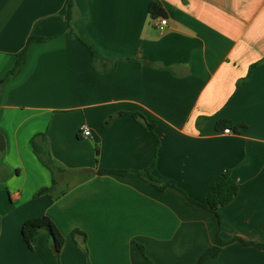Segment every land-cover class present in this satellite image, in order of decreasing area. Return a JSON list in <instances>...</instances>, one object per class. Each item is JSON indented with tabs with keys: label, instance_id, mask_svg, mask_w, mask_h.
<instances>
[{
	"label": "crops",
	"instance_id": "1",
	"mask_svg": "<svg viewBox=\"0 0 264 264\" xmlns=\"http://www.w3.org/2000/svg\"><path fill=\"white\" fill-rule=\"evenodd\" d=\"M68 1L0 0V79L31 35L46 39L0 89V264H198L217 235L264 244V64L241 83L264 59V0H73V34ZM222 119L245 127L225 134ZM153 157L164 191L132 173ZM225 172L238 193L215 215L200 205ZM42 216L64 239L58 257L45 232L33 250L22 238ZM204 264H264V252L233 242Z\"/></svg>",
	"mask_w": 264,
	"mask_h": 264
},
{
	"label": "trees",
	"instance_id": "2",
	"mask_svg": "<svg viewBox=\"0 0 264 264\" xmlns=\"http://www.w3.org/2000/svg\"><path fill=\"white\" fill-rule=\"evenodd\" d=\"M73 9H74V2L73 0H69L66 7V19L68 21L67 31L71 32L72 34H73V29L70 26L69 22L72 18ZM148 14L153 20L157 18H165L167 16L162 6L155 2H152L149 5ZM45 40L46 39L44 38L35 37L32 35L28 38L25 47L22 49V51L19 54L16 55L13 68L0 79V89L3 87L5 83L9 81L10 78L16 76L23 67V65L25 64L28 45L32 42H43ZM93 58H95L94 55ZM263 64H264V59L261 62L252 65L249 69V74L247 78L244 79L241 83L243 84L247 82L248 78L250 77V72L253 68ZM129 115L132 116L134 120L137 121L143 128L153 133L155 125L153 123H148L142 114L133 112V113H129ZM114 117H115L114 115L109 117L103 123V127L108 126ZM243 127H245V124H233L232 121L227 119L219 120L216 124L217 130L229 129L233 133H238V130ZM41 137L42 135H36L35 137L32 138L31 145L33 148V152L41 161V163L49 169L52 176L54 177L55 171H62V169L55 166V164L51 160L50 153L45 149L44 146H37L35 139ZM154 166H155V158L153 157L144 170L133 171L132 173L137 175L138 177L143 178L152 186L156 187L159 191H164L168 187H171L170 184L160 181L159 179H157L155 176L152 175V170L154 169ZM99 173L124 175L127 174L128 172L101 170L99 171ZM52 185L53 186L51 188H43L38 190L36 196L43 194H47V195L51 194L52 189L54 188L55 185L54 178L52 181ZM237 193H238V186L236 182L232 179L230 172H225L219 177H217L216 180L213 182V184L208 190L205 204H202L200 206L205 210H207L208 212L217 215V211L220 208L229 205L234 200ZM41 232H45L49 236L50 245L51 247L52 246L54 247L55 249L54 253L56 257H58L59 251L63 246L64 239L60 234L59 230L57 229V227L55 226V224L53 223V221L49 217L42 216V217L31 218L22 224L21 235L25 244L30 250H33L37 237ZM71 237L87 254L85 234L78 230H73L71 232ZM80 237H82V239ZM233 242H239L243 246H253L264 252V244L244 242L238 238L224 240L219 235H217L214 240V244L210 248H208L204 253H202L201 256L199 257L198 264H204V262L207 259L216 257L224 246L231 244ZM137 247L140 250V252L144 255L143 247L140 245H137ZM149 263L153 264L152 262Z\"/></svg>",
	"mask_w": 264,
	"mask_h": 264
},
{
	"label": "built area",
	"instance_id": "3",
	"mask_svg": "<svg viewBox=\"0 0 264 264\" xmlns=\"http://www.w3.org/2000/svg\"><path fill=\"white\" fill-rule=\"evenodd\" d=\"M167 19L166 18H157L155 20V23L154 25L160 30L162 31L166 26H167ZM225 134H230V133H233L231 130L229 129H225L223 131ZM80 133L83 137H88L90 135V132L89 130L85 127V126H81L80 127ZM12 198H15L16 197V194H12L11 195Z\"/></svg>",
	"mask_w": 264,
	"mask_h": 264
},
{
	"label": "water",
	"instance_id": "4",
	"mask_svg": "<svg viewBox=\"0 0 264 264\" xmlns=\"http://www.w3.org/2000/svg\"><path fill=\"white\" fill-rule=\"evenodd\" d=\"M3 149H4V139L3 136L0 134V151H2ZM51 249L53 252L55 251L53 246L51 247Z\"/></svg>",
	"mask_w": 264,
	"mask_h": 264
}]
</instances>
